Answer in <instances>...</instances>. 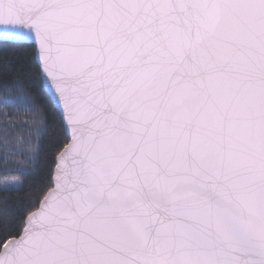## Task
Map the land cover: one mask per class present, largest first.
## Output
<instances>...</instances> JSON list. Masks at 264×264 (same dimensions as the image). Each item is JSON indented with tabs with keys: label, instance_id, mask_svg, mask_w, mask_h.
I'll return each mask as SVG.
<instances>
[{
	"label": "snow or ice",
	"instance_id": "snow-or-ice-1",
	"mask_svg": "<svg viewBox=\"0 0 264 264\" xmlns=\"http://www.w3.org/2000/svg\"><path fill=\"white\" fill-rule=\"evenodd\" d=\"M0 106V264H264V0H0Z\"/></svg>",
	"mask_w": 264,
	"mask_h": 264
},
{
	"label": "trees",
	"instance_id": "trees-1",
	"mask_svg": "<svg viewBox=\"0 0 264 264\" xmlns=\"http://www.w3.org/2000/svg\"><path fill=\"white\" fill-rule=\"evenodd\" d=\"M21 84L24 88V91L27 92L29 95H35L37 94L35 91H33L34 89L37 88V84L35 81H31V82H24L23 80L21 81ZM0 107H3V106H0ZM5 111H8L9 109H4ZM20 114L18 116H15V117H12L13 119H16L17 121H22L24 119H30V115L26 113V109L24 108H21V109H18L17 110ZM21 178L19 176L18 173H12V174H7V175H4V174H0V181L2 180H14V179H19ZM8 195H11L12 196V199L9 201L10 204H15L16 203V198L17 197H20L23 195V193H9ZM11 214V213H10Z\"/></svg>",
	"mask_w": 264,
	"mask_h": 264
}]
</instances>
